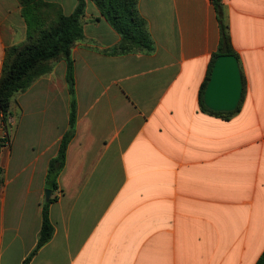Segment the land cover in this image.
Listing matches in <instances>:
<instances>
[{
    "label": "crops",
    "instance_id": "0c3cea01",
    "mask_svg": "<svg viewBox=\"0 0 264 264\" xmlns=\"http://www.w3.org/2000/svg\"><path fill=\"white\" fill-rule=\"evenodd\" d=\"M51 14L77 0H44ZM247 81L230 120L201 110L220 42L211 0H139L155 49L121 36L86 0L72 48L76 131L50 206L52 239L29 264H256L264 251V0H222ZM18 0H0L5 51L25 43ZM64 60L17 93L0 145V264H22L42 225L49 161L69 129ZM6 133L0 121V137Z\"/></svg>",
    "mask_w": 264,
    "mask_h": 264
},
{
    "label": "trees",
    "instance_id": "16d2710c",
    "mask_svg": "<svg viewBox=\"0 0 264 264\" xmlns=\"http://www.w3.org/2000/svg\"><path fill=\"white\" fill-rule=\"evenodd\" d=\"M99 9L109 25L121 36V43L112 49L113 54L134 52H152L154 41L148 30L146 20L140 14L139 0H91ZM22 7V17L27 25L26 41L19 46L6 49L0 77V117L6 130L5 137H0V145L10 143L9 119L12 115L11 105L14 96L27 90L40 76L50 72L54 62L64 60L67 65L66 82L70 95L69 129L64 134L59 151L48 164L45 178V189L52 192L49 201L42 206V225L36 247L22 264H29L38 251L45 246L54 235V226L50 219V206L58 200L54 195L59 190L58 179L66 164L67 150L76 131L77 99L74 76L73 46L83 40V18L86 12V0H77V5L70 15L62 12L51 14L54 6L44 0H18ZM218 15L220 27V42L217 51L212 55L204 81L199 91L201 110L211 115L230 120L241 110L247 81L240 63L244 91L239 106L233 112H214L203 102V95L211 76L216 58L220 55H235L240 57L232 45L229 23L224 15L222 0H211ZM256 264H264V251Z\"/></svg>",
    "mask_w": 264,
    "mask_h": 264
},
{
    "label": "water",
    "instance_id": "95a60500",
    "mask_svg": "<svg viewBox=\"0 0 264 264\" xmlns=\"http://www.w3.org/2000/svg\"><path fill=\"white\" fill-rule=\"evenodd\" d=\"M244 91L240 62L235 55H220L216 58L206 86L203 102L214 112H233L237 109ZM52 192L45 190V201Z\"/></svg>",
    "mask_w": 264,
    "mask_h": 264
},
{
    "label": "built area",
    "instance_id": "2783aa9c",
    "mask_svg": "<svg viewBox=\"0 0 264 264\" xmlns=\"http://www.w3.org/2000/svg\"><path fill=\"white\" fill-rule=\"evenodd\" d=\"M6 135L4 134L2 137H5ZM5 144H9V141H7Z\"/></svg>",
    "mask_w": 264,
    "mask_h": 264
},
{
    "label": "rangeland",
    "instance_id": "374dc122",
    "mask_svg": "<svg viewBox=\"0 0 264 264\" xmlns=\"http://www.w3.org/2000/svg\"><path fill=\"white\" fill-rule=\"evenodd\" d=\"M0 121H1V117H0ZM2 122V121H1Z\"/></svg>",
    "mask_w": 264,
    "mask_h": 264
}]
</instances>
